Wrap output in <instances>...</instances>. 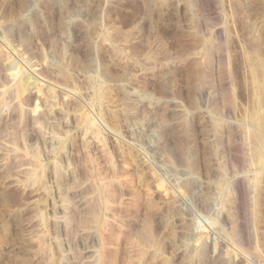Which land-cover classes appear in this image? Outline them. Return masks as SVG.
Here are the masks:
<instances>
[{
    "label": "rangeland",
    "instance_id": "rangeland-1",
    "mask_svg": "<svg viewBox=\"0 0 264 264\" xmlns=\"http://www.w3.org/2000/svg\"><path fill=\"white\" fill-rule=\"evenodd\" d=\"M0 264H264V0H0Z\"/></svg>",
    "mask_w": 264,
    "mask_h": 264
},
{
    "label": "bare ground",
    "instance_id": "bare-ground-1",
    "mask_svg": "<svg viewBox=\"0 0 264 264\" xmlns=\"http://www.w3.org/2000/svg\"><path fill=\"white\" fill-rule=\"evenodd\" d=\"M115 56H116V55H115ZM28 79H29V78H28ZM26 80H27V77H26ZM26 80H25V81H26ZM24 83L28 84L27 82H24ZM254 138L256 139V136H254ZM254 138H253V139H254ZM259 138H260V137H259ZM257 140H259V139H256L255 141L257 142ZM253 143H255V142H253ZM254 151H256V149H255ZM252 152H253V151H252ZM252 154H255V155H256L257 152H255V153L253 152ZM257 156H258V155H257ZM252 158H253V156H252ZM254 158H255V156H254ZM254 158H253V159H254ZM255 161H256V158H255ZM6 249H7V248H6ZM8 250H9V248H8Z\"/></svg>",
    "mask_w": 264,
    "mask_h": 264
}]
</instances>
